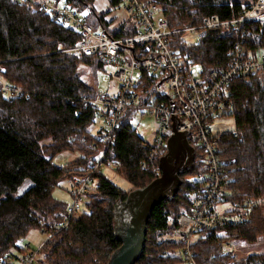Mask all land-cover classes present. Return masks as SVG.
I'll list each match as a JSON object with an SVG mask.
<instances>
[{
    "label": "trees",
    "instance_id": "trees-1",
    "mask_svg": "<svg viewBox=\"0 0 264 264\" xmlns=\"http://www.w3.org/2000/svg\"><path fill=\"white\" fill-rule=\"evenodd\" d=\"M56 1L77 12L89 10L87 21L98 27L99 19L109 35L129 36L133 32L124 30L122 23L109 31L112 21H107L108 9L118 7L123 0H108L105 11L96 10V0ZM253 1L167 0L165 15L170 28L176 30L199 26L214 16L231 20ZM244 30L246 52L264 48V27L253 23ZM80 38L76 30L53 20L36 3L0 0V264H12L9 260L17 258L14 250L24 251L18 243L32 230L48 236L41 246L39 264H109L122 247L116 233L118 201L126 202L132 192L144 189L162 173L160 160L168 150L155 160L150 158V144L132 125L138 109L125 111L113 146L108 147L104 140L103 128L96 134L89 131L96 113L88 101L97 96L98 84L82 81L78 67L90 66L97 76L103 64L94 57L77 59L67 52ZM239 39L232 29H215L197 44L175 35L171 47L207 76L229 67L230 52ZM3 83L19 88L22 94L5 96ZM158 84L157 78L143 74L136 88L143 96L142 103L151 98ZM227 97L231 105L222 115L235 118L236 130L219 134V155L231 201L263 203L253 208L250 219L242 224L201 231L191 250L197 264H264V253L238 259L224 248L225 242L252 243L264 233V73L233 79ZM193 148L194 172L181 176L177 195L152 211L144 251L136 264H183L185 243L177 234L179 218L192 213L193 199L206 188L208 172L202 150L195 144ZM62 152L79 157L59 167L53 160ZM103 156L119 164L115 171L132 185L131 190L122 191L103 170H94ZM86 169L94 179L86 195V210L59 231L61 214L68 206L52 193L62 181L90 176Z\"/></svg>",
    "mask_w": 264,
    "mask_h": 264
},
{
    "label": "built area",
    "instance_id": "built-area-1",
    "mask_svg": "<svg viewBox=\"0 0 264 264\" xmlns=\"http://www.w3.org/2000/svg\"><path fill=\"white\" fill-rule=\"evenodd\" d=\"M22 4L36 3L53 20L66 24L80 34V39L67 52L77 59L94 57L103 64L99 75L109 84L108 91H98L97 96L88 103L95 110L96 119L103 120L101 127L108 147L115 144V132L128 108L148 109L158 122V130L153 144H150L151 159L155 160L167 149L169 139L175 134L173 117L179 121L177 131L187 134L190 145L198 146L207 167L206 188L199 192L192 202V213L182 214L179 218L177 234L185 245L181 251L183 264H197L192 245L203 230H216L238 225L248 221L252 210L262 204V200H247L235 203L231 201L224 179L225 172L220 160L219 134H214L212 124L215 118L222 116L231 103L227 97V87L235 78H248L256 73H264V48L258 47L253 53L243 49L246 33L244 27L258 23L264 27V0H254L238 17L221 20L214 16L205 19L199 26H186L173 30L165 15L167 0H123L122 6L129 19L122 22L124 30L133 31L129 36L109 35L100 23L96 27L82 17L80 12L64 2L56 0H20ZM109 6V5H108ZM108 8V7H107ZM106 8V9H107ZM109 26L115 31L122 25ZM234 30L240 35L230 52L229 67L213 70L204 75L200 66L189 63L171 47L175 35H180L188 44H197L205 39L210 30ZM2 67L0 65V71ZM143 74L158 79L161 86L166 83L170 94L163 95L156 90L149 100L141 102L142 94L137 92ZM118 83L116 92H111ZM99 86V84H98ZM1 89L5 96L19 97L22 91L3 83ZM160 96L164 98L161 99ZM155 100L153 101V98ZM157 100L159 102H157ZM237 136V135H235ZM74 139V138H72ZM116 162L104 156L94 165V170L116 169ZM87 177H74L69 180V194L72 205L61 214L60 231L70 220L83 213L86 208V195L94 184L91 170ZM243 243V242H241ZM238 242H225L227 253L234 255ZM21 264H35L41 248L35 252L30 246L23 247ZM9 261H13L10 259Z\"/></svg>",
    "mask_w": 264,
    "mask_h": 264
},
{
    "label": "water",
    "instance_id": "water-1",
    "mask_svg": "<svg viewBox=\"0 0 264 264\" xmlns=\"http://www.w3.org/2000/svg\"><path fill=\"white\" fill-rule=\"evenodd\" d=\"M161 84L156 87L158 93ZM173 121L175 134L168 141L167 154L160 160L161 176L144 189L132 192L126 202L118 201L116 231L122 247L109 264H136L144 251L152 211L165 199L171 200L177 195L181 176L194 172L195 149L188 142L187 134L177 131L178 119L173 117Z\"/></svg>",
    "mask_w": 264,
    "mask_h": 264
},
{
    "label": "rangeland",
    "instance_id": "rangeland-1",
    "mask_svg": "<svg viewBox=\"0 0 264 264\" xmlns=\"http://www.w3.org/2000/svg\"><path fill=\"white\" fill-rule=\"evenodd\" d=\"M104 3L105 0H96L94 3L96 10L105 11L106 9L104 10L103 7ZM108 11L109 14L107 15V21H112L111 24L113 26H117L123 21L129 19L128 14L124 11L122 5H119L116 8H109ZM89 13H90L89 10L85 9L84 11L80 12V15L82 17H86L89 15ZM78 69L80 71L82 81H84L87 85L95 86L96 84H99L98 91L100 92L108 91L109 84L105 81V79H103V76L99 75V72H97V76H96L95 70L92 67L86 65H79ZM111 85L114 86L113 89L115 90V91L112 90L111 92L115 93L118 83L113 80ZM160 91L163 95H169L171 92L169 86L166 83H164L161 86ZM154 100L155 97L153 98V101ZM103 125H104L103 120L96 119L95 124L89 129V131L93 134H96ZM132 125L137 130V133L140 135L142 139H144L148 144H153L155 140L156 132L158 130V122L156 118L150 114L148 109L145 108L138 109L136 115L132 120ZM212 129L214 134H220V133L224 134L226 132H233L236 130V120L233 116L222 115L220 117L215 118L212 124ZM78 157L79 154H73L71 152H62L54 158L53 162L55 165L59 167H65L69 162L74 161ZM103 171L106 174V176L122 191L127 192L131 190L132 185L125 178L119 175L115 171V169L108 168V169H104ZM204 176L206 177V175ZM69 183H70L69 180L60 182L58 187L55 188L52 193L54 199L67 206L72 205V199L68 192ZM25 186L27 185L25 184L22 187V189ZM121 207L122 204L119 206V209ZM118 211L116 212V216L118 214ZM47 239L48 236L43 232L39 230H32L29 233V235L23 241H20L18 244L21 247L30 246V249L32 251L37 252L41 248L42 244L47 241ZM242 242L243 243L238 242L239 249L234 254L238 259H245L249 255L264 253V233L257 235L255 242L252 243H247L244 241ZM14 252L17 258L13 259L12 264H21L19 259L23 257L24 253L18 250H14ZM40 257H41L40 255L37 257L35 264H39L38 262L40 260Z\"/></svg>",
    "mask_w": 264,
    "mask_h": 264
},
{
    "label": "crops",
    "instance_id": "crops-1",
    "mask_svg": "<svg viewBox=\"0 0 264 264\" xmlns=\"http://www.w3.org/2000/svg\"><path fill=\"white\" fill-rule=\"evenodd\" d=\"M108 5H109V1L108 0H105L104 6H103L104 7V10L108 7Z\"/></svg>",
    "mask_w": 264,
    "mask_h": 264
}]
</instances>
